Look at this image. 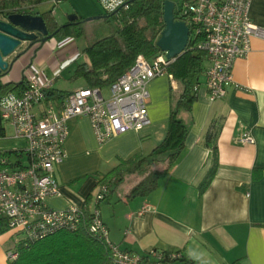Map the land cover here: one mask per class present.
I'll use <instances>...</instances> for the list:
<instances>
[{
    "label": "crops",
    "instance_id": "obj_1",
    "mask_svg": "<svg viewBox=\"0 0 264 264\" xmlns=\"http://www.w3.org/2000/svg\"><path fill=\"white\" fill-rule=\"evenodd\" d=\"M249 17L253 25L264 29V0H251ZM25 46L9 58L11 66L0 84L20 83L23 70L29 67L42 81L50 82V90L74 91L62 90V83L58 87L56 83L65 71L71 80L75 65L85 60V47L79 46L75 36ZM147 90L150 124L139 131L99 144L88 118L69 122L66 158L54 168L60 196L46 200L49 208H83L120 159L145 156L164 139L179 84L162 76L151 80ZM178 118L188 129L185 147L167 171L164 156L152 166L163 172L158 188L145 198H127L148 172L144 169L126 176L116 188L109 184L107 197L97 205L109 241L138 256L151 250L182 255L167 264H264V40L253 38L247 57L235 61L224 98L209 102L202 76L190 111L179 110ZM210 122L220 126L219 167L200 194L198 185L210 166V152L202 144ZM243 133H249L254 143H240ZM144 205L150 211L140 215ZM5 252L0 254V264H8Z\"/></svg>",
    "mask_w": 264,
    "mask_h": 264
},
{
    "label": "built area",
    "instance_id": "obj_2",
    "mask_svg": "<svg viewBox=\"0 0 264 264\" xmlns=\"http://www.w3.org/2000/svg\"><path fill=\"white\" fill-rule=\"evenodd\" d=\"M61 1L51 0L53 5ZM97 1L106 14H117L134 0ZM250 4L251 0H187L178 10L174 6L180 18L177 21L184 22L189 29L188 42L192 32L196 48L205 54L208 65L203 77L209 102L224 98L232 84L234 63L250 53L251 40H264V29L250 21ZM171 61L161 52L150 59L138 55L132 66L109 86L78 89L59 103L46 101L50 82L42 81L26 67L22 72V89L0 97V125L6 124L12 138L25 143L22 150L0 149V231L20 237L5 252L8 263L17 259L15 247L20 243H35L61 232L75 233L86 217L84 207L71 205L55 210L46 203L48 198L60 196L54 168L66 158L69 122L78 117L88 118L99 144L113 136L143 129L150 124L147 85L162 76L172 80L166 72ZM3 136L4 130L0 138ZM238 141L254 143L249 133L241 134ZM12 154L15 160H10ZM106 196V186L98 187L91 200L88 233L108 246L115 264H167L182 259L180 253L153 250L138 256L112 244L97 208ZM147 211L150 207L144 205L139 214Z\"/></svg>",
    "mask_w": 264,
    "mask_h": 264
},
{
    "label": "trees",
    "instance_id": "obj_3",
    "mask_svg": "<svg viewBox=\"0 0 264 264\" xmlns=\"http://www.w3.org/2000/svg\"><path fill=\"white\" fill-rule=\"evenodd\" d=\"M47 1L51 0H0V10L14 13L20 4L35 7ZM164 1L166 0H134L128 4L126 9L121 8L115 15L105 14L103 19L119 16L121 27L82 50L85 60L75 65L72 74V80H81L82 88L80 89L105 88L129 69L138 55L150 59L160 52L155 43L164 28L162 17ZM168 1L173 3L181 1L182 3L187 0ZM35 15L44 20L48 32L53 35L52 39L56 42L74 37L76 27L81 23V19L78 18L74 22L66 21L58 25L51 16V12L35 13ZM174 17L175 20H180L175 11ZM195 43L196 40L192 39L191 32L184 52L166 67L167 74L179 84L180 94L175 106L170 110L164 139L145 156L134 155L129 159H120L98 185L99 187L106 186L107 195L109 184L116 188L122 184L126 176L148 169L140 181L129 190L127 198L149 196L158 188L159 179L163 174L162 171L152 169V166L161 161V157L164 156L165 171H167L183 152L188 129L178 118V111H190L197 97L201 77L206 69L205 54L196 48ZM22 87V81L17 84H0V97L15 91L19 92ZM68 94L50 89L45 92L46 101L55 103L63 101ZM219 131L220 126L215 122H210L203 135L202 144L210 152V166L198 185L200 194L208 188L219 167L216 146ZM2 135L3 129L0 125V136ZM90 202L91 199L88 197L84 205L86 217L78 231L75 233L61 232L35 243H20L15 247L18 254L17 259L8 264H115L110 257L108 246L88 233ZM3 233L4 231H0L1 235Z\"/></svg>",
    "mask_w": 264,
    "mask_h": 264
},
{
    "label": "rangeland",
    "instance_id": "obj_4",
    "mask_svg": "<svg viewBox=\"0 0 264 264\" xmlns=\"http://www.w3.org/2000/svg\"><path fill=\"white\" fill-rule=\"evenodd\" d=\"M174 5L175 10H178L181 5V1H177L174 3ZM17 9L21 12V14H28L30 12H51V15L53 14L52 17H54L55 22L58 24H60L62 21H66L70 16H81V23L76 27L75 39L77 40L79 46H82L83 48L93 44L98 39L108 36L110 32H116L121 27L120 20L118 18L119 16L117 15L103 19L106 12L97 0H62L58 5H53L51 1H47L35 6L34 8L23 3L15 9L16 12H19ZM87 13H89V15H87ZM95 17L100 18L97 20L84 22V20L88 18ZM67 78V71H65L64 74L58 78L56 87L59 86V83H62L61 89L65 91H76L82 88L81 80H67ZM174 97L176 99L177 95ZM1 127L4 130V136L0 138V149L2 151H11L16 149L22 150L25 143L22 140L12 138V131L6 124L2 123ZM23 158L26 160L25 155H23ZM10 160H15L13 154L11 155ZM161 162L162 161H159L157 163ZM16 238L20 237L13 236V234L10 232L1 235L0 254H3L4 251L12 249L13 241Z\"/></svg>",
    "mask_w": 264,
    "mask_h": 264
},
{
    "label": "water",
    "instance_id": "obj_5",
    "mask_svg": "<svg viewBox=\"0 0 264 264\" xmlns=\"http://www.w3.org/2000/svg\"><path fill=\"white\" fill-rule=\"evenodd\" d=\"M174 6L171 1L166 0L163 2L162 17L164 28L155 43L156 48L165 54L167 60H175L184 52L189 37V29L186 24L175 20ZM112 14L115 15L116 13ZM99 18H88L84 22ZM75 20H77L76 16H70L67 19L69 22H74ZM52 36V34L48 33L44 20L38 15L14 12L0 17V75L8 72L11 66L9 58L19 48H22L27 43H30V45L34 42L43 44L50 41ZM39 37L40 39L37 40Z\"/></svg>",
    "mask_w": 264,
    "mask_h": 264
},
{
    "label": "flooded vegetation",
    "instance_id": "obj_6",
    "mask_svg": "<svg viewBox=\"0 0 264 264\" xmlns=\"http://www.w3.org/2000/svg\"><path fill=\"white\" fill-rule=\"evenodd\" d=\"M8 13H7V11H4V10H0V17H4V16H6ZM19 14V13H18ZM21 14V13H20ZM27 14V13H26ZM49 33V32H48ZM40 39V37L37 39V40H39ZM37 40H35V41H37ZM34 43H37V42H34ZM33 43V44H34ZM39 43V42H38ZM28 44V45H27ZM26 45L27 46H29L30 45V43H27ZM27 46H25L26 48H27Z\"/></svg>",
    "mask_w": 264,
    "mask_h": 264
}]
</instances>
